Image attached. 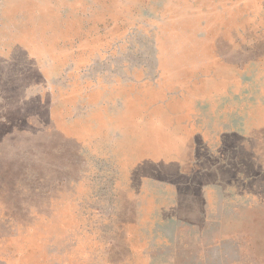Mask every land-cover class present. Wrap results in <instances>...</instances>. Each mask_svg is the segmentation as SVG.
Here are the masks:
<instances>
[{
	"label": "rangeland",
	"instance_id": "rangeland-1",
	"mask_svg": "<svg viewBox=\"0 0 264 264\" xmlns=\"http://www.w3.org/2000/svg\"><path fill=\"white\" fill-rule=\"evenodd\" d=\"M264 264V0H0V264Z\"/></svg>",
	"mask_w": 264,
	"mask_h": 264
},
{
	"label": "crops",
	"instance_id": "crops-1",
	"mask_svg": "<svg viewBox=\"0 0 264 264\" xmlns=\"http://www.w3.org/2000/svg\"><path fill=\"white\" fill-rule=\"evenodd\" d=\"M79 259V261L78 262H76L75 264H80V260H85V258H83L82 256L80 257V258H78ZM57 264H71V263H68V262H60V263H57Z\"/></svg>",
	"mask_w": 264,
	"mask_h": 264
}]
</instances>
